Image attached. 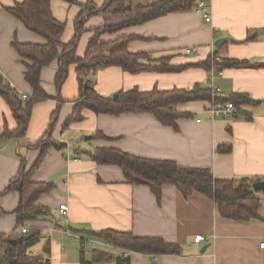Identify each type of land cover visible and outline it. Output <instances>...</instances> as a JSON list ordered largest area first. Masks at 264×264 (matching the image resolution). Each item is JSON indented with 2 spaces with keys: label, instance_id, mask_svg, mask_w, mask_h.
Instances as JSON below:
<instances>
[{
  "label": "crops",
  "instance_id": "crops-1",
  "mask_svg": "<svg viewBox=\"0 0 264 264\" xmlns=\"http://www.w3.org/2000/svg\"><path fill=\"white\" fill-rule=\"evenodd\" d=\"M23 1L0 0V74L22 96L31 97L33 90L25 79L26 68L13 42L17 39L23 44L43 45L46 41L7 11ZM76 1L78 4L65 0L51 3L55 19L66 25L61 38L63 44L75 36V19L81 6L89 0ZM93 1L101 6L108 0ZM155 1L159 0H132L131 5L137 7ZM205 1L212 18L210 23L193 10L102 37L103 42L135 37L128 45L130 53L148 54L154 60L171 57L169 65L187 66L183 71L130 75L112 67L91 73L89 79L104 97L135 88L142 92L190 91L200 86L218 89L226 95L246 94L255 103L242 106L240 115L219 120H212L206 114L209 103L179 105V112L193 117L179 120L177 130L164 126L151 114L97 116L85 110L83 122L64 130L79 97L78 74L76 66H72L62 88L61 99L65 103L60 108L54 132L55 139L66 144L67 149L64 152L50 149L33 175L34 182H52L55 189L38 201V205L52 211V217L24 225L29 231L42 232L41 241L29 250L31 255L44 256L51 264H82V259L90 263L93 251L100 249L114 259L129 258L130 264H264V251L260 249V243L264 242V191L260 194L261 219L237 222L223 219L215 203L207 197L194 194L185 199L174 186L163 188L160 206L149 188L129 184L117 166H100L86 156L74 154L77 147L89 151L114 148L136 157L174 161L189 168H208L219 180L247 177L264 181V0ZM104 25L101 17L88 19L85 26L88 32L79 42L78 57L84 58L95 36L93 30ZM249 38L253 40L246 42ZM220 39L228 42L217 49L215 44ZM217 51L223 60L247 64L223 70L197 66L216 56ZM58 68L55 61L42 71L43 89L53 99L35 106L27 136L7 141L0 148V194L18 175L21 157L30 169L40 156V151L28 146L35 145L44 136L57 109ZM4 121L10 129L17 126L10 108L0 97V125ZM97 133L110 140L92 139ZM226 147L229 152H220L219 148ZM18 205L17 192L0 196V233L9 235L20 231L15 215ZM61 205L69 208L65 216L60 215ZM103 230L137 237H162L168 243L182 246L183 254L150 257L129 253L84 234ZM198 235L204 236L205 242L195 243Z\"/></svg>",
  "mask_w": 264,
  "mask_h": 264
},
{
  "label": "trees",
  "instance_id": "trees-1",
  "mask_svg": "<svg viewBox=\"0 0 264 264\" xmlns=\"http://www.w3.org/2000/svg\"><path fill=\"white\" fill-rule=\"evenodd\" d=\"M70 4H78L76 0H65ZM132 0H108L103 5H97L89 0L81 6V12L75 19V36L68 44H63L61 38L66 25L57 21L51 9L52 0H24L13 7L7 8L9 14L19 20L29 31L43 37L45 44H23L17 39L13 42L26 68L25 79L32 87L31 97L22 96L3 75L0 74V97L10 108L16 128L10 129L7 122L0 125V148L10 140H20L27 136L34 108L37 104L52 100L42 86L41 74L44 68L58 61L59 68L55 76V85L59 96L56 111L53 113L50 125L44 136L28 149L40 151V156L32 168L28 169L27 161L21 157V166L18 175L12 179L0 194L4 196L10 192L19 194V205L15 211L17 227H25L29 221H43L52 217V211L38 205L43 194L52 192L55 184L37 183L33 181L34 173L40 168L50 149L64 152L67 145L58 142L54 132L58 122L60 108L65 103L61 99L62 88L69 77V70L76 66L78 74L79 97L74 102L73 115L66 121L64 130L71 125L84 121L83 112L91 111L97 116L109 115L119 117L124 114H151L164 126L178 129V121L192 118L190 113H181L178 106L202 101L206 103L222 102L228 99L213 97V90L196 86L194 89L160 91L154 89L142 92L135 88L128 92H121L120 98L104 97L98 93L95 84L89 79L91 73H98L108 68H120L130 75L142 73L181 72L187 66H170L171 57L158 60L151 59L148 54H132L128 50L129 43L135 39L132 36L121 37L112 41L103 42L105 35H114L126 28L142 26L154 20L171 14L187 13L196 10L199 0H159L149 5L132 7ZM101 17L106 25L93 30L94 38L89 43L84 58L77 55V49L82 36L87 33L88 19ZM253 40L249 38L246 42ZM220 52V51H219ZM217 51L216 56L219 53ZM228 61L220 58L216 61L212 57L197 66L203 68H217L244 66L246 61ZM231 101L241 114V107L255 102L246 94H235ZM92 139H106L102 133L95 134ZM220 152H229V147L219 148ZM74 154L78 157L86 156L100 166H117L125 176L126 181L134 186L149 188L161 206L163 188L174 186L185 199L194 194H200L212 200L223 219L250 222L261 219L260 207L262 192H256L253 185L259 181L250 178L234 180L216 179L212 170L208 168H189L180 166L174 161L153 160L129 155L114 148H95L92 151L75 148ZM92 239L102 241L108 246L129 253L141 254L150 257L182 256L183 248L180 245L168 243L162 237H137L131 233H121L113 230L100 232H85ZM42 238V232L33 229L28 233L13 234L0 233V264H51L41 255H31L29 250L37 245ZM48 249V248H47ZM48 252V250H46ZM112 258L106 251L95 249L93 260L82 264H130L129 258Z\"/></svg>",
  "mask_w": 264,
  "mask_h": 264
},
{
  "label": "built area",
  "instance_id": "built-area-1",
  "mask_svg": "<svg viewBox=\"0 0 264 264\" xmlns=\"http://www.w3.org/2000/svg\"><path fill=\"white\" fill-rule=\"evenodd\" d=\"M195 9L198 13H200L204 17L207 23L211 22L212 20L211 14H210L208 5L205 0H199ZM213 59H215L216 61H219L220 57L213 56ZM218 74L222 75L221 72H219ZM213 97H224L228 99V101L225 103L213 102L209 104V107L206 109V114L212 120L229 119V118L235 117L238 114V109L231 101V98L233 97V95L223 94L220 90L217 89V90H213ZM68 210L69 208L67 205H61L59 208L60 215L61 216L67 215ZM19 232L25 234V233H28L29 230L25 227H22ZM86 241H88V239H86ZM89 242L92 243L93 241L89 240ZM202 242H205L204 236L202 235L196 236L195 243L200 244ZM260 249L264 251V242L260 243Z\"/></svg>",
  "mask_w": 264,
  "mask_h": 264
},
{
  "label": "water",
  "instance_id": "water-1",
  "mask_svg": "<svg viewBox=\"0 0 264 264\" xmlns=\"http://www.w3.org/2000/svg\"><path fill=\"white\" fill-rule=\"evenodd\" d=\"M228 42V39H220L216 42L215 46L217 49H221L222 46ZM120 98V93H116L113 97L114 100H118ZM253 188L256 192L264 191V181L257 182L253 185Z\"/></svg>",
  "mask_w": 264,
  "mask_h": 264
},
{
  "label": "rangeland",
  "instance_id": "rangeland-1",
  "mask_svg": "<svg viewBox=\"0 0 264 264\" xmlns=\"http://www.w3.org/2000/svg\"><path fill=\"white\" fill-rule=\"evenodd\" d=\"M115 95V94H114ZM114 95L112 96V98L114 97Z\"/></svg>",
  "mask_w": 264,
  "mask_h": 264
}]
</instances>
